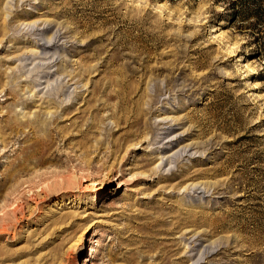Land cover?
Returning <instances> with one entry per match:
<instances>
[{"label":"rangeland","instance_id":"rangeland-1","mask_svg":"<svg viewBox=\"0 0 264 264\" xmlns=\"http://www.w3.org/2000/svg\"><path fill=\"white\" fill-rule=\"evenodd\" d=\"M0 217V264H264V0H0Z\"/></svg>","mask_w":264,"mask_h":264},{"label":"bare ground","instance_id":"bare-ground-1","mask_svg":"<svg viewBox=\"0 0 264 264\" xmlns=\"http://www.w3.org/2000/svg\"><path fill=\"white\" fill-rule=\"evenodd\" d=\"M40 34H41V33H40ZM40 49H41V48H40ZM66 113H69V111H67ZM60 131H61V130H60ZM60 131H59V132H60ZM61 132H63V131H61ZM67 175H68V174H67ZM67 175H66V176H65V175H59L58 178H59V181H60V182H58V181H54V182H53L52 184H50V185L47 184V187H48V188H51V187H55V188H56V186H58V185L60 186V185H62V184H64V183H70V182H72V179L70 178V176H67ZM54 177H57V175H55ZM58 178H57V179H58ZM57 179H56V180H57ZM82 180H83V179H82ZM84 181H87V180H84ZM50 183H51V182H50ZM44 185H45V184H44ZM61 187H62V186H61ZM61 187H60V188H61ZM18 207H19V206H18ZM19 208H20V207H19ZM19 208H18V209H15L14 211L12 210V211H13V212H12L13 215H15L17 212H22L21 209H19ZM19 215H20V214H19ZM5 216H6V214H5ZM21 216H22V215H21ZM0 218H1V217H0ZM4 224H5V221H4ZM6 225H7V224H6ZM6 225H5L4 227H7ZM8 226H9V225H8ZM2 227H3V222H2ZM4 227L2 228V230L0 229V234H1V233L3 234V233H6V232H7V229L4 228ZM7 228H8V227H7ZM12 257H13V256H12ZM1 258H2V257H1ZM4 259H5V257H4ZM7 259H10V258H7ZM0 260H1V259H0Z\"/></svg>","mask_w":264,"mask_h":264}]
</instances>
